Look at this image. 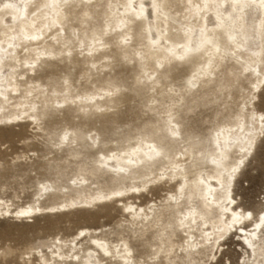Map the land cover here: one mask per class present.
I'll list each match as a JSON object with an SVG mask.
<instances>
[{
  "label": "snow or ice",
  "instance_id": "snow-or-ice-1",
  "mask_svg": "<svg viewBox=\"0 0 264 264\" xmlns=\"http://www.w3.org/2000/svg\"><path fill=\"white\" fill-rule=\"evenodd\" d=\"M125 7L129 14L113 24L108 16L101 18L105 5L100 0L0 4V9L17 13L12 19L19 28L13 30L9 48L28 51L27 44L15 41H35L44 29L71 28L72 39L65 43L67 51L61 49V59H71L77 46L81 56L100 52L118 63L128 61L131 52L147 69L137 86L171 97L176 102L172 108L178 104L190 114L208 109L212 115L202 123L185 119L183 112L180 118L169 112L167 120L135 125V131L123 120L109 118L87 135L60 120L59 104L43 109L32 104L28 113L0 119V173L30 163L29 174L38 176L36 203L15 218L30 221L34 213L67 218L72 231L84 237L83 229L98 214L115 211L122 219L114 227L124 238L122 251L105 250L113 264H264V182L257 188L249 178L264 177V20L259 27L241 22L245 9L264 12V0H230L227 17L220 0H185L178 7L194 23L182 25L183 35L176 39L166 26L154 23L170 19L173 0H128ZM211 12L216 21L208 28L199 19ZM37 62L26 67L35 69ZM68 84L63 78L62 86ZM49 90L57 95L55 84ZM21 119H31L38 140L31 134L15 140L8 135L6 126ZM17 141L42 147L25 149L24 155L17 151L13 158ZM98 176L111 183L98 187L92 182ZM85 184L93 191L67 195ZM153 185L163 187L165 194L139 212L131 206L110 208L116 198L151 191ZM146 230L155 238H146ZM237 233L243 246L233 257L227 244ZM17 245L18 238L0 233V264H20Z\"/></svg>",
  "mask_w": 264,
  "mask_h": 264
},
{
  "label": "bare ground",
  "instance_id": "bare-ground-1",
  "mask_svg": "<svg viewBox=\"0 0 264 264\" xmlns=\"http://www.w3.org/2000/svg\"><path fill=\"white\" fill-rule=\"evenodd\" d=\"M5 2L16 4L19 7L23 5L24 0H0V4ZM100 2L105 5V8L101 9V18L106 15L113 24L129 14L125 7L128 0H100ZM133 2L139 3V0H133ZM192 2L196 4L201 3L202 0H192ZM220 2L227 8V11L224 8L220 9L223 15L227 17L232 11L231 8L227 7L230 0H220ZM184 3L185 0H173L174 8L170 14V19L154 21L156 25L166 26L164 30L172 39L183 35L182 25L187 26L194 23L190 14L185 12L182 7H178ZM109 5L110 7H108ZM16 14L15 9H0V42H2L0 43V58L8 57L9 53L14 56V59L5 58L3 63H0V119L9 120L18 113L21 115L28 113L32 104H38L42 109L46 105L59 104L61 105L58 110L60 120L71 124L83 135H87L88 129L91 128L94 131L95 127L107 123L109 118L114 120L123 107L130 104L135 98H140L143 102L142 109L148 116L144 123L153 124L157 121H165L168 119L169 112L176 118H180L181 112L188 114L178 104L172 108L176 102L171 97L162 95L160 91L154 92L147 87L137 86V79L147 69L141 68L140 64L133 59L131 52L128 61L118 63L113 61L109 55L100 52L89 56L86 51L85 55L81 56L77 46V50L71 59L66 56L61 59V49L67 51L64 47L65 43L72 39L69 34L71 28L68 32L44 29L43 33H37L39 38L35 41H15L18 44H27L28 51H25L23 47L9 48V43L13 42L9 38L15 35L13 30L19 28L18 21L12 19ZM242 16L241 22L249 27H259L261 20H264V12L256 9H245ZM215 21L214 12L199 19V23H207L208 28H212ZM28 23H31V17ZM37 24L39 25V19H37ZM5 49L7 52L3 51ZM37 58L38 62L35 69L26 67V65L37 61ZM117 68H119L118 72L115 71ZM126 71H131L132 74L129 75ZM63 78H67L69 81L66 87L62 86ZM50 84H55L56 96L51 95ZM29 85L34 86V90L29 89ZM80 88H83V91ZM28 91H32L31 96L27 95ZM20 124L32 125V121L31 119L13 120L9 125L18 126ZM112 149L115 150V147ZM104 181L111 183L108 178H105ZM86 188H92V186L85 184L76 189L84 191ZM154 188L163 187L151 186V190ZM141 193L143 192L139 194ZM129 194L135 195V193ZM116 200L124 202L121 198H116ZM152 203L153 201L147 205ZM32 204L11 211L9 206L3 202V206H0V212L7 214L3 215L4 217L15 218L16 212L25 211ZM147 205L128 203L124 204V207L131 206L139 212ZM33 215L35 217L37 214L34 213ZM83 230L85 231L84 237H79L76 234L69 242L62 240L55 242L56 250L51 252L50 258L42 254L43 261L47 260L50 264H103V261L113 263L112 257L105 256V250L113 254L118 248L123 250L122 244L110 243L106 239L96 236V231ZM148 232L154 239V234L151 231L146 230L144 235ZM85 242L88 244L87 248L83 247ZM70 253L72 255L68 257Z\"/></svg>",
  "mask_w": 264,
  "mask_h": 264
},
{
  "label": "rangeland",
  "instance_id": "rangeland-1",
  "mask_svg": "<svg viewBox=\"0 0 264 264\" xmlns=\"http://www.w3.org/2000/svg\"><path fill=\"white\" fill-rule=\"evenodd\" d=\"M117 68L115 71L118 72ZM129 75L132 74L131 71H126ZM113 74V73H112ZM131 83V81H129ZM81 89V88H80ZM83 91V88L81 89ZM143 102L140 98H135L130 104L123 107L122 111L116 115V119L123 120L127 125L132 126V130L135 129V125L143 126L144 121L147 119V115L144 109H142ZM212 113L208 109H201L195 114H183L185 119H192L194 121H201L206 123L209 116ZM101 126V125H100ZM98 126V127H100ZM8 135L15 140L16 136L22 137L24 139L29 138V134L39 137L36 133H33L32 125H8ZM112 147H116L114 142ZM42 145L39 143L30 145L29 143L16 142L13 151L10 153L13 158L16 152L19 151L21 155L25 154V149L30 152H35ZM30 163L20 167H14L11 171H4L0 173V200H2L11 211H15L21 207H26L34 202H36L37 189L35 188L34 181L38 179L37 175L29 174ZM35 172V170H32ZM106 177H93L92 182H94L98 187H105L104 179ZM253 180L257 188L262 182H264V177L259 174H255L249 177ZM93 191L92 188H86L84 191H79L74 188L67 195H83ZM165 194L164 188H154L151 191H143V193L129 194L123 198L124 202L116 200L114 205L109 202L110 208H121L124 204L136 203L137 205H147L153 199L159 200L161 196ZM61 195H65L61 193ZM0 206H3L0 204ZM122 219V217L120 218ZM120 219L116 218L115 211H104L98 214L97 218L90 221V227L85 228L91 231H96V236L106 239L110 243L121 244V240L124 238L122 232L119 228L114 227V225L120 224ZM252 227V226H251ZM249 225V229L251 228ZM0 233H4L7 236H12L18 238V248L21 252L16 256V259L20 261V264H42L43 259L41 258L44 254L47 258H50L51 252L56 250L54 243L59 240L71 241L76 235L72 231L71 222L65 218L62 221L56 217L49 214H37L32 220H17L9 216H0ZM146 238L152 239L150 233H146ZM241 240V241H240ZM53 246V247H52ZM243 241L239 238V234H234L228 241L227 248L231 251L233 257H235L239 252L242 251ZM84 248L88 247L85 242ZM27 249V251H23ZM66 250V249H64ZM72 253L68 255L70 257ZM113 264L108 261H103V264ZM64 264V263H60Z\"/></svg>",
  "mask_w": 264,
  "mask_h": 264
}]
</instances>
